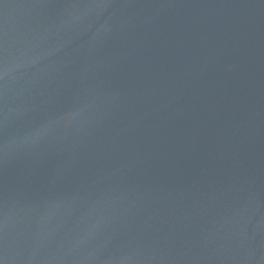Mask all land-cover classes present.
Here are the masks:
<instances>
[{
	"label": "water",
	"instance_id": "obj_1",
	"mask_svg": "<svg viewBox=\"0 0 264 264\" xmlns=\"http://www.w3.org/2000/svg\"><path fill=\"white\" fill-rule=\"evenodd\" d=\"M0 264H264V0H0Z\"/></svg>",
	"mask_w": 264,
	"mask_h": 264
}]
</instances>
